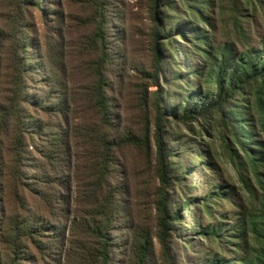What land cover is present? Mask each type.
<instances>
[{"label":"trees","instance_id":"trees-1","mask_svg":"<svg viewBox=\"0 0 264 264\" xmlns=\"http://www.w3.org/2000/svg\"><path fill=\"white\" fill-rule=\"evenodd\" d=\"M176 2L187 14L171 17L169 12L176 11L171 0H149L152 24L150 38L155 47V55L148 76L158 86L159 67H173V70L165 71L170 73L168 81L163 84L167 93L159 87L150 102L153 109L151 139L154 144L156 172L162 184L156 190L155 203L159 241L162 246L166 245L170 231L178 230L175 224H178L180 209L189 210L191 207L197 212L196 215L203 212L211 217V208L215 206L216 200H229L232 187L222 185L207 190L196 200L180 193L181 197L177 201L164 191L163 185L169 181L182 190V181L188 175V168L185 161L179 160L184 153H190L186 149L185 152L179 151L178 144L171 143L176 140V135L166 134L165 124L179 122L188 126L198 118L212 115L225 127V155L234 166L238 179L251 192L248 182L250 176L259 189L260 196L257 199V211L253 213L248 208H241L236 211L238 213L235 214L231 228L227 229V232H231L229 236L242 244L241 257L234 260L214 255L206 264H264V180L260 177L264 166V151L261 150L260 141L254 139L260 134L264 137V52L232 54L229 47L219 53L212 52L206 45L207 35L201 27L205 24L201 2ZM254 2L264 10V0ZM28 5L39 11L41 3L40 0H35L34 3L32 0L18 1L19 7L27 8ZM105 6L100 1L90 0L84 25L93 30L77 43L78 47H84L86 53L95 57L84 66L93 82L87 93H84L83 101L94 112L96 121L86 125L83 130L78 127L80 133L76 131V127L73 128L70 136L72 143L82 137L83 150L77 155L85 166L80 173L81 177H74V182L80 185L81 191L76 190L77 196L72 200L74 210L71 213L67 239L62 229L58 231V225L51 220L61 222L68 216L69 201L66 194H60L64 180L59 178L68 168L73 146L66 136L65 128L58 122L42 124L36 122L30 113L34 111L33 106H36L44 114L62 119L65 123V94L51 93L57 84V79L51 75L47 85L51 92L42 96L39 102L32 99L27 93V82L31 80L29 73L38 72V68L28 62L29 58L26 56L28 50L33 49L32 39L30 35L27 39V34L17 28L13 27L9 31L0 28V202L3 201L0 220L2 216L4 219L0 235L4 252L0 254V264H22V261L35 264V253L43 256L60 238L67 242L65 258L69 262H111L110 230L122 214L119 200L121 187L117 184L113 168L114 152L125 145L142 146L146 149L149 136L145 121L140 135L126 132L117 138L113 136L109 97L106 93L109 91V84L104 74L108 60L104 51L108 37L105 33L108 25ZM20 18L15 16V22ZM172 20L174 21L171 22ZM26 27L30 33L31 25L27 23ZM172 32L187 40L188 66L192 67L194 64L192 55L200 61L194 65L192 73L196 81H187L184 72L177 71L180 59L177 57V43ZM165 95L171 101L169 104L165 103ZM141 99L145 100L143 91ZM252 117L257 131L248 123L252 121ZM224 136L222 135V140ZM180 140H183L181 143L187 142L184 137ZM30 150L38 156L33 171L29 173L27 161ZM236 150L240 158L237 157ZM173 159H176L177 164ZM67 183L68 178L65 189ZM4 204H9L6 206L9 213ZM30 204L36 206L35 212L29 211ZM222 226L220 221L214 225L209 224L203 229L199 228V233L220 245L219 232ZM150 241V236L144 229L136 231L130 244L134 253L133 264H145L151 250ZM29 247L35 253L28 254ZM162 252L165 253L164 250Z\"/></svg>","mask_w":264,"mask_h":264},{"label":"rangeland","instance_id":"rangeland-1","mask_svg":"<svg viewBox=\"0 0 264 264\" xmlns=\"http://www.w3.org/2000/svg\"><path fill=\"white\" fill-rule=\"evenodd\" d=\"M19 0H0V28L8 31L17 28L20 32L30 35L33 49L28 50L26 55L28 62L33 63L38 72L29 73L31 80L27 82V93L36 99L37 102L46 93L51 92L48 81L49 76L55 77L56 85L51 93H64L65 108L64 119L44 114L38 107L30 112L36 122H58L66 130V136L70 141L72 129L80 127L82 130L86 125L96 121L94 112L83 101L84 93L92 85L93 79L84 66L91 62L92 57L86 53L84 47H78L77 43L93 29L84 25L90 0H40L39 11L33 6L27 8L18 6ZM33 3L35 0H32ZM105 4V16L108 18L107 41L104 51L108 60L105 64V79L109 84V97L111 126L113 136L120 137L126 132L141 134L143 122L147 126V148L133 145L121 146L114 152V174L117 184L121 187L119 200L121 204V217L113 224L110 230L112 243V256L110 264H133L134 253L130 249L132 239L136 231L144 229L150 236L151 250L145 264H206L214 255L217 258L237 259L241 257V243L227 229L235 221L236 211L241 208H248L251 212L257 211V199L260 191L252 178L248 176L251 192H248L238 179L235 168L225 155L223 142H227V135L223 124L212 115L205 118H198L190 125L183 126L181 123H166V134L176 135L175 141L178 150H189L184 153L179 161H185L188 168L187 176L182 181V192L176 184L169 181L164 186L168 196H174L179 201L180 193L188 197L204 195L207 190L215 186L232 187L228 195L229 200H216L215 206L211 208V217L203 212L197 214L193 208L181 210L178 230L170 231L166 245L159 241V227L156 213V190L162 186L156 172V158L154 155V144L151 139L153 124V109L150 107L155 93L159 87L167 93L163 86L170 76L165 72L173 70L172 66L159 67L157 75L158 86L149 78L155 47L150 38V14L149 0H97ZM163 0H160V2ZM171 0L176 11L169 12L171 17L187 14L176 2ZM203 7L202 16L205 20L203 27L207 35V47L215 53H219L225 47H229L232 54L245 51L264 52V10L254 0H199ZM20 16L15 22L14 17ZM14 21V22H13ZM172 20L171 22H173ZM31 25L29 33L26 27ZM172 37L177 50V57L180 59L179 70L185 74L187 81H196L192 77L194 65L200 61L194 55L191 60L192 67L188 66L187 40L181 39L175 32ZM170 54V52L168 53ZM32 65V66H34ZM53 72V73H52ZM166 79V80H165ZM57 86V88H56ZM170 87V85H169ZM145 97L146 105L141 99ZM164 93V94H165ZM56 99V98H55ZM165 95V103H170ZM248 123L254 126V118ZM222 135L224 140H222ZM187 141L181 143L180 139ZM255 141H260L261 150L264 151V137L260 134ZM229 141V140H228ZM38 143V141H37ZM82 137L73 143L70 141L73 150L68 161V168L61 178L64 184L60 194L68 197L69 210L67 218L61 222L52 219L51 222L58 225L57 230L64 233L67 239L68 227L71 224L74 208L72 200L77 196L76 190L81 191L80 185L74 182V177H81L80 173L85 166L78 159L77 154L83 150ZM235 149V148H234ZM27 161V171L30 173L37 161V154L30 150ZM185 152V150L183 151ZM192 152V153H191ZM238 158V151L236 150ZM171 161V159H170ZM173 162L177 164L176 159ZM202 162V165L200 164ZM68 178L67 188L65 183ZM264 180V166L261 168V176ZM173 182V180H172ZM222 198V197H220ZM229 201L231 203H229ZM234 203L235 205H232ZM3 201L0 202V215L3 213ZM5 205L7 213L9 210ZM65 205V204H64ZM36 206L30 204L29 211L35 212ZM41 213L45 216L43 211ZM48 215V212H47ZM194 216V218H193ZM238 217V215H236ZM3 216L0 220V235L4 227ZM221 222L223 225L219 233L221 244L209 241L199 230L206 226ZM200 228V229H199ZM51 233V232H49ZM233 233V232H232ZM67 242L62 238L53 244L43 256L36 254L31 247L28 254L35 253V264H75L65 258ZM165 251L162 252V251ZM4 246L0 243V254H3ZM22 264H33L22 261Z\"/></svg>","mask_w":264,"mask_h":264}]
</instances>
